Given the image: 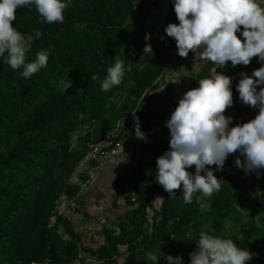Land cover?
I'll use <instances>...</instances> for the list:
<instances>
[{"label":"trees","instance_id":"16d2710c","mask_svg":"<svg viewBox=\"0 0 264 264\" xmlns=\"http://www.w3.org/2000/svg\"><path fill=\"white\" fill-rule=\"evenodd\" d=\"M137 1L144 9L128 22L131 6ZM64 16L63 24L41 23L33 6L18 9L13 21V27L22 33L42 31L27 60L31 62L38 51L51 48L46 68L25 79L23 69L13 70L0 60V264H72L79 259L77 242L64 243L58 231L59 224L71 231V223L60 215L52 226V211L63 197H74L80 191L81 186L72 178L92 147L110 138L118 120L136 110V101L128 112L119 109L117 98L129 90L133 94L153 86L181 59L175 40L165 32L169 24L179 23L172 0H72ZM149 34L150 40H146ZM149 43L153 53L146 55L144 49ZM117 55L126 66L130 63L132 70L126 72L121 85L104 92L101 82ZM257 60L236 67L228 62V67L218 72L235 76L246 71L252 75L262 66ZM213 67L210 62L206 64L196 88ZM238 82L232 81L234 103L226 113L233 110V119L242 124L247 107L239 99ZM70 83L72 87L66 91L65 85ZM138 118L146 137L159 124L146 111ZM134 125L129 129L132 132ZM169 148L170 136L145 146L146 153L154 157L142 155L131 169V195L136 202L117 228L104 226L100 231L104 243L97 251V264H147L146 252L156 247L175 254L183 252L181 240L189 233L184 229L196 222V206L184 202L182 188L175 190L177 196L171 199L155 181L157 159ZM238 157L231 154L221 171L226 182L211 207L217 230L233 212L234 196L242 188L240 178L245 172L235 166ZM252 178L245 191L248 200L241 206L246 212L264 209V169L259 175L253 172ZM160 198L162 219L154 234L148 235L145 226L150 222L149 211L153 201ZM172 220L174 225L169 227ZM141 243L147 246L137 251ZM191 244L195 247L194 241ZM121 248L128 254L119 262ZM255 249L264 252V234Z\"/></svg>","mask_w":264,"mask_h":264},{"label":"clouds","instance_id":"9594fccd","mask_svg":"<svg viewBox=\"0 0 264 264\" xmlns=\"http://www.w3.org/2000/svg\"><path fill=\"white\" fill-rule=\"evenodd\" d=\"M179 21L165 28L168 37L175 40L178 55L187 58L195 54V61L212 63L208 77L199 79V87L187 91L167 121L170 129V148L157 159L155 181L176 198L182 188L183 200L191 204L194 194L212 197L225 183L215 171H223L231 154L239 152L234 163L246 174L264 169V0H172ZM72 0H0V60L13 70L23 69L21 76L30 79L49 63L51 48L38 51L36 59L29 62L28 53L35 41L42 37L40 29L22 33L13 27L17 10L33 6L41 17V23L63 24L64 13ZM238 33L240 34L238 36ZM150 40V34L146 36ZM145 54H152L147 44ZM253 58L262 66L251 76L243 77L236 85L240 101L258 109V115L249 122L233 124L226 110L233 106L232 79L218 69L238 65L248 66ZM131 64L117 55L101 82L104 92L121 85ZM72 83L65 85V90ZM83 118V117H81ZM135 135L147 140L141 131V123L135 120ZM195 166L193 175L188 169ZM163 199V198H160ZM189 241L192 234L187 233ZM197 247L190 253V264H250L254 254L239 247L232 239L199 233ZM83 253L80 254L83 257ZM184 264L181 256L165 255L161 248L150 251L147 260L151 264ZM79 264V260L74 262Z\"/></svg>","mask_w":264,"mask_h":264},{"label":"rangeland","instance_id":"374dc122","mask_svg":"<svg viewBox=\"0 0 264 264\" xmlns=\"http://www.w3.org/2000/svg\"><path fill=\"white\" fill-rule=\"evenodd\" d=\"M143 9L144 5L141 1L135 2L131 6L128 22L134 21L141 14ZM206 64L207 63L198 60L195 61V54L190 52L187 58L181 57L178 62L168 67L158 82L153 86L145 89H137L133 92V94L131 93L132 90L121 94L116 101L117 107L119 109H124L125 112H128V109L132 108L134 101H136L138 105L136 110L129 117L125 118L124 120H118L115 130L108 139H114L119 136H123V139L119 142L124 143L126 146L128 145L132 149H135L137 152L135 161H138L142 155L146 157V159H152L154 156L146 153L147 151L145 150V146L149 143H155L158 140L170 136V129L166 126V123L170 120L172 113L177 108L178 103L183 95L187 91L196 88L197 77ZM241 73H247L249 76H251V74L246 71H240L235 76L229 77L232 79V81L238 82L243 78L240 75ZM246 107L247 110L242 115L245 123L254 119L259 113L258 109H254L247 105ZM145 111L150 113L151 116L153 115L159 124L150 132H148L147 140H142L137 138L135 132H132L129 129L134 125L136 118L139 117L140 114L145 113ZM225 114L233 118L235 112L231 110ZM236 125L237 123L233 119V124L231 126ZM237 154L239 155V152H237ZM132 167L130 170H128L127 174L123 176V179L119 178L120 181L115 186L117 191L122 190V192L119 196L117 195L118 197L115 196L116 199H114L111 214L92 216L89 213L82 212L83 216L81 217L80 223L77 224L76 222L74 223L71 217H66L64 214L60 213V203H57L54 210L52 211L51 215H53V217L51 218L50 222L52 226L56 224L60 215H62L64 219H67V221L71 223V231H67L62 224H59L58 231L64 243L72 240L77 242L79 247V259L77 260H79V264L99 263L97 251L104 243V237L101 235L100 231L104 226L117 228L121 218L124 217L128 209L133 207L132 202L130 201V199L134 197V195H131L132 193L130 186V174ZM209 167L215 172V175L219 180L226 182L221 171H215V166ZM188 171L194 175L195 166H193L191 169H188ZM81 173H83L82 170L79 173L78 169L73 178H75L76 175L82 177L84 173ZM252 175L253 173H245L240 178L242 188L240 191L238 190L234 196L233 212L231 213L230 217L222 222L220 230H217L216 227L213 226V217L211 215V207L214 200L216 199L217 193H214L212 197H204L200 193L194 194L192 204L196 206L197 220L196 222L187 225L184 229L192 234L191 240L189 241L188 236H186L185 240H181L183 243L182 253L175 254L172 251L165 252L162 249L161 251L165 255L181 256L184 259V264H190V253L196 249L197 245L195 241L198 240L199 233L203 230L213 235L232 239L239 247L247 248L254 254L250 264H263L264 252L257 251L255 246L258 240L261 239L264 234V209H260L256 212H246L241 207L242 204L248 200V196L245 191L253 182ZM119 197L125 202L126 210L120 209V205L118 203ZM162 205V199H155L153 201V206L152 209H150L148 216L150 222L145 226V230L148 235L154 234L155 226L162 219ZM71 211L74 213V215L81 213L80 207ZM174 221L175 220H172L170 222L169 227L174 225ZM191 241H194L195 247H193ZM164 245L167 246V244ZM146 246L147 243L139 244L137 251H144ZM159 248L160 247H156L154 251L158 250ZM81 253L84 254L83 257L80 256ZM146 253L148 254V252ZM127 254V249L121 248L119 262L124 261ZM147 254L145 262L147 264H151V262L147 260ZM74 262L72 264H74ZM43 264H49V262ZM160 264H166L163 258L161 259Z\"/></svg>","mask_w":264,"mask_h":264},{"label":"crops","instance_id":"0c3cea01","mask_svg":"<svg viewBox=\"0 0 264 264\" xmlns=\"http://www.w3.org/2000/svg\"><path fill=\"white\" fill-rule=\"evenodd\" d=\"M126 147L127 149H125V151L122 153V155L120 156V158L116 163L105 164L104 166H102L96 182L92 185L90 191L84 196V198L80 202L81 213L74 215L72 211L66 212L64 204L62 203L65 197L61 199V203L59 204L60 213L62 214L65 213L67 217H71L74 223L76 222L77 224L80 223L83 213H89L92 216H99L102 213H99L97 210V205H96L97 199L101 195L106 194L110 198V206L108 208V211L106 213H103L102 215L111 214L112 205L114 203V199H116L115 196L117 195L119 196L122 192V190L117 191L115 189L116 184L120 181L119 178L123 179V176L127 174L128 170H130V168L137 163V160L135 161L137 154L135 149L130 148L128 145ZM80 167L82 172L86 176L88 161L86 160L84 163L81 164ZM80 167H79V173L81 172ZM81 178H82L81 176L76 175L75 178L72 179V181L81 186V183L84 181V180L82 181ZM120 197L118 200L120 209L126 210L125 202Z\"/></svg>","mask_w":264,"mask_h":264},{"label":"built area","instance_id":"2783aa9c","mask_svg":"<svg viewBox=\"0 0 264 264\" xmlns=\"http://www.w3.org/2000/svg\"><path fill=\"white\" fill-rule=\"evenodd\" d=\"M127 149L124 143L111 139H106L102 144L93 146L91 153L87 159L88 168L86 179L81 183V189L78 194L71 198H64L63 204L66 212L80 207V202L84 196L90 191L92 185L96 182L102 166L105 164H114L118 161L122 153ZM136 197H132L130 201L136 202ZM61 203V202H60ZM97 210L99 213H106L110 206V198L106 194L101 195L97 199ZM64 216L67 217L65 213Z\"/></svg>","mask_w":264,"mask_h":264}]
</instances>
